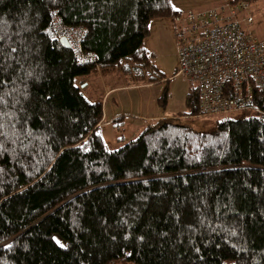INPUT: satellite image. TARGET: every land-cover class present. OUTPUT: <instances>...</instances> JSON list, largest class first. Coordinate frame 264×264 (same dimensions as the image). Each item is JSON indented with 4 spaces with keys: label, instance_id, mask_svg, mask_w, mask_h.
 Instances as JSON below:
<instances>
[{
    "label": "trees",
    "instance_id": "16d2710c",
    "mask_svg": "<svg viewBox=\"0 0 264 264\" xmlns=\"http://www.w3.org/2000/svg\"><path fill=\"white\" fill-rule=\"evenodd\" d=\"M173 12L178 25L169 0H0V264H264V91L256 115L161 118L109 148L80 86L114 66L142 79L149 20ZM189 82L182 116L200 114Z\"/></svg>",
    "mask_w": 264,
    "mask_h": 264
},
{
    "label": "built area",
    "instance_id": "2783aa9c",
    "mask_svg": "<svg viewBox=\"0 0 264 264\" xmlns=\"http://www.w3.org/2000/svg\"><path fill=\"white\" fill-rule=\"evenodd\" d=\"M245 0H224L203 10L186 11L176 26L180 74L196 86L200 114H230L254 106V90L264 91V37H258L243 23L253 16ZM71 45L78 46L81 33L66 28ZM93 53L77 56L78 62L94 60ZM163 81L164 79H160Z\"/></svg>",
    "mask_w": 264,
    "mask_h": 264
},
{
    "label": "rangeland",
    "instance_id": "374dc122",
    "mask_svg": "<svg viewBox=\"0 0 264 264\" xmlns=\"http://www.w3.org/2000/svg\"><path fill=\"white\" fill-rule=\"evenodd\" d=\"M224 0H169L172 10L179 14H185L189 9L203 10L209 7L217 6ZM248 11L242 9L239 12V17H244L248 13L253 16L251 24L243 23L246 29H251L258 37H264V0H247ZM180 21V20H179ZM178 23V16L175 13L168 15L155 16L149 20V33L144 38V45L148 49L149 57L154 64L147 70L154 72L158 77L165 78L164 85H168V98L165 104H158L162 108L165 106L173 112L174 119L182 123L188 124L195 129L212 130L215 128L216 121L225 117H243L247 115H256L258 112L253 108L239 110L230 114H198L179 115L180 112L187 110L185 104L186 93L192 84L182 75H174L176 66L178 64V57L176 55L177 40L175 35V25ZM180 24L176 25L179 26ZM95 75V74H94ZM157 80V79H156ZM160 80V79H159ZM161 81V80H160ZM161 85V82L152 89L155 93L156 89ZM148 89H142L143 95ZM118 94V92H115ZM148 94V92H147ZM122 98L118 103L115 102L116 109L121 111L124 107L126 115L122 117V126L124 137L120 138L115 122L105 120L98 126V131L109 148H115L120 144L134 138L144 127L143 125L137 129V119L131 116L133 111L140 108V99L136 91H132L128 96L125 91L121 92ZM144 98H146L144 96ZM112 99V98H111ZM113 101V100H111ZM145 103V101H144ZM105 103L103 102V106ZM109 105V102H108ZM133 109V111H131ZM139 115V113H135ZM172 117V118H173ZM106 264H134L127 259H115Z\"/></svg>",
    "mask_w": 264,
    "mask_h": 264
},
{
    "label": "crops",
    "instance_id": "0c3cea01",
    "mask_svg": "<svg viewBox=\"0 0 264 264\" xmlns=\"http://www.w3.org/2000/svg\"><path fill=\"white\" fill-rule=\"evenodd\" d=\"M159 79L161 77L146 69L144 71V77L135 80L134 78L126 76L121 71L120 66H114L101 68L87 76L81 77L79 81L81 88L91 100H99L102 101V104L103 102L105 103L103 106V117L99 124L105 120H111L115 122L116 128L120 126L121 129H123L122 117L126 115V112L124 111V107L120 111L115 108L114 104L115 102L118 103V99L120 100L122 98V91H125L128 96L131 95L132 91H136L140 99V108L137 111H133L132 109L131 116L138 120L137 129H139L142 125L145 127L150 122L161 118H170L175 115L165 106L160 108L161 106L158 105L159 102L157 99L161 94L165 81H160ZM159 82H161V85L156 89L155 93L152 92V89L156 88ZM142 89H148L149 91H145L143 95ZM115 92H118V94ZM135 113H139V115ZM117 130L119 129L117 128Z\"/></svg>",
    "mask_w": 264,
    "mask_h": 264
},
{
    "label": "water",
    "instance_id": "95a60500",
    "mask_svg": "<svg viewBox=\"0 0 264 264\" xmlns=\"http://www.w3.org/2000/svg\"><path fill=\"white\" fill-rule=\"evenodd\" d=\"M60 41H61V43L63 44V45H65V46H70V43H69V41H68V39H67V37L66 36H60Z\"/></svg>",
    "mask_w": 264,
    "mask_h": 264
}]
</instances>
